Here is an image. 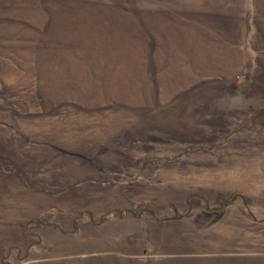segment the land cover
I'll list each match as a JSON object with an SVG mask.
<instances>
[{
    "label": "rangeland",
    "instance_id": "rangeland-1",
    "mask_svg": "<svg viewBox=\"0 0 264 264\" xmlns=\"http://www.w3.org/2000/svg\"><path fill=\"white\" fill-rule=\"evenodd\" d=\"M0 264H264V0H0Z\"/></svg>",
    "mask_w": 264,
    "mask_h": 264
}]
</instances>
